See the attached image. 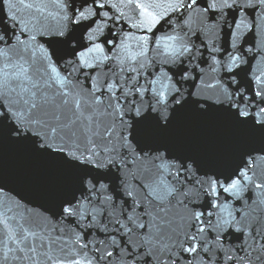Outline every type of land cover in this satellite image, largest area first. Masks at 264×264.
Wrapping results in <instances>:
<instances>
[{
    "label": "water",
    "instance_id": "water-1",
    "mask_svg": "<svg viewBox=\"0 0 264 264\" xmlns=\"http://www.w3.org/2000/svg\"><path fill=\"white\" fill-rule=\"evenodd\" d=\"M0 264H264V0H0Z\"/></svg>",
    "mask_w": 264,
    "mask_h": 264
}]
</instances>
